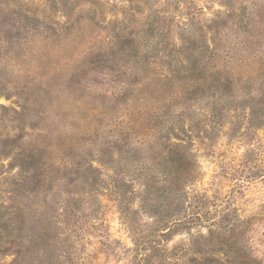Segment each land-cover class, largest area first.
<instances>
[{
	"label": "trees",
	"instance_id": "trees-1",
	"mask_svg": "<svg viewBox=\"0 0 264 264\" xmlns=\"http://www.w3.org/2000/svg\"><path fill=\"white\" fill-rule=\"evenodd\" d=\"M79 1L95 5V0H46L44 19L36 26L29 11L10 26L1 17L0 56L9 55L6 66L12 61L15 66L24 63L18 60L25 54L23 48L37 38L57 39L60 32L73 29L81 20L74 19L73 11ZM214 3L223 9L203 21L206 8ZM144 4L149 20L137 34L139 45L122 41L116 28L109 35L121 50L130 45L129 54L138 60L130 69L137 77L128 86L135 95L127 98L124 90L118 92L124 106H116L108 118L119 129L105 133L96 127L91 130L94 139L78 140L71 149L53 140L44 142L38 156L17 147L13 163H18L19 172L2 181L1 188H28L39 202L52 195L51 205L46 206L39 228L33 232L40 238L39 264H90L82 260L81 241L93 235L106 238L100 242L108 255H124V264H218L215 247L228 246L223 235L207 238L193 230L209 221L212 212L206 210L209 199L200 194L188 197L186 186L200 175L196 142L211 153L214 139L224 128L226 134H238L244 142L264 128V0H144ZM12 7L22 6L0 0L3 15L10 12L14 16L17 12ZM50 12H58L61 18L49 19ZM90 13L100 28L98 12L91 8ZM104 61L113 64L115 57L107 56ZM26 65V73L36 75V62ZM99 142L103 144L96 159L104 167H113L111 175L94 165L92 150ZM254 146L235 170L242 176L240 183L264 177V163L255 158ZM130 172L137 175L125 183ZM139 179L141 190L133 188ZM103 191L119 202V212L132 233L133 246L124 247L120 255L115 250L118 241L104 234L99 220L97 203ZM135 197L140 199L139 206L133 205ZM37 207L20 209L22 225L27 214L39 213ZM145 214H151V223L143 222ZM228 216L223 214L217 222L214 219L212 225L231 230L230 222L224 221ZM9 220L12 224L18 221ZM181 230H189L188 243L171 246ZM3 231L8 233L5 237ZM12 232L0 226V255L10 244ZM26 259V254L17 252L12 264H28Z\"/></svg>",
	"mask_w": 264,
	"mask_h": 264
},
{
	"label": "rangeland",
	"instance_id": "rangeland-1",
	"mask_svg": "<svg viewBox=\"0 0 264 264\" xmlns=\"http://www.w3.org/2000/svg\"><path fill=\"white\" fill-rule=\"evenodd\" d=\"M10 1L22 7H12L17 12L14 16L10 12L6 15L0 12V18L8 20L7 26L24 18L28 11L34 26L44 19L46 0ZM94 2L93 6L87 1H79L74 6V19L81 17V20L73 29L60 32L57 39L37 38L35 42L23 48L25 54L18 60L24 63L15 66L12 61L6 66L9 55L0 56V106H4V110L0 109V226L8 232L13 229L10 244L0 255V264L15 263L17 252L27 255L28 264L41 262L42 259L37 256L40 238L33 235V232L38 230L42 213L53 200L52 195H49L48 200L44 199L46 201L43 202L41 198L42 202H39L37 195L20 186L1 188L2 181L11 180L19 172L18 163H13V154L19 152L17 147L26 149V154L32 151L34 156H38L40 144L44 142L53 140L60 147L71 149L70 145L78 140L81 143L85 138L94 139L91 130L96 127L105 133L119 129L116 121L108 122L116 106H124L121 104L124 98H118L116 94L124 90L127 98L135 95L128 86L137 77L130 69L138 65V60L129 54L130 45L121 50L113 45L109 35L113 34V29L116 28L122 41L139 45L137 34L141 25L149 20V12L144 9V0ZM91 8L98 12L100 28L91 20ZM221 9L223 7L220 3L206 8L203 21L213 18L216 11ZM46 16L53 18V21L61 18L58 12H50ZM2 42L0 40V44ZM22 47L24 46H20ZM107 56L115 57V62L106 63L104 60ZM35 62L36 75L30 76L26 73V64ZM104 111L109 115L102 114ZM242 126H245V123ZM226 133L227 129L224 128L223 132L217 134V139H214L211 146V153H206L203 146L196 142L195 151L201 165L200 175L193 184H188L186 189L188 197L196 194L207 197L209 200L206 210H211L212 214L209 221L193 227V230L202 232L207 238L210 235H223L222 239L228 242V246L219 244L215 247L218 264H264V177L259 175L250 182L240 183L242 176L235 171L240 169V163L252 145L256 148L255 158L264 163V128L251 136L248 142L240 139L238 134L229 136ZM102 144L99 142L93 146L94 165L101 167L104 174L111 175L113 167H104L96 159ZM120 146L123 147L122 144ZM113 154L116 155L117 151ZM250 165L254 163L251 162ZM129 174L125 176V183L131 175H137L135 172ZM133 188L141 190L142 179L135 181ZM132 202L134 206H139L140 199L135 197ZM34 204L38 206L39 213L27 214L22 225L23 216L20 209L25 206L32 207ZM97 204L100 209L99 220L104 224V234L109 233V239L118 241L115 250L120 255L124 247L133 246V238L119 212V202L110 192L103 191ZM223 214L229 215L224 221L230 222L234 230L223 231L220 227L212 225L223 219ZM10 218L18 221L12 224ZM143 222L151 223V214L143 215ZM186 231L189 230L179 231L170 243L171 246L188 243L189 236ZM3 232L5 237L8 233ZM83 238V262L124 264V255H108L105 246L100 242L106 238L100 235ZM225 255L234 258H227Z\"/></svg>",
	"mask_w": 264,
	"mask_h": 264
}]
</instances>
